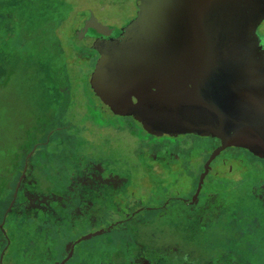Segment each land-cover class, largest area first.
<instances>
[{
    "label": "rangeland",
    "instance_id": "1",
    "mask_svg": "<svg viewBox=\"0 0 264 264\" xmlns=\"http://www.w3.org/2000/svg\"><path fill=\"white\" fill-rule=\"evenodd\" d=\"M84 10L119 28L136 15L137 4L0 0V264H61L78 239L162 200L169 201L164 210L145 209L144 220L80 241L66 264H264V256H255L260 252L251 255L261 251L252 235L264 222V192L248 194L263 175L264 160L230 146L209 163L219 139L156 134L138 119L112 112L116 104L100 98L90 80L98 54L73 49L75 37L99 30ZM72 68L77 81L70 86ZM63 86L72 88L68 98L78 106L65 114L43 103L61 99ZM44 123L47 132L52 129L49 141L33 147ZM136 129L140 138L168 143L166 159L134 151L130 135ZM22 146L23 152L29 147L27 161ZM167 160L177 169L161 164L166 171H152ZM23 162L27 184L15 204L20 181L14 196L12 186ZM182 236L193 241L178 247ZM213 249L226 256L212 259ZM191 253H197L194 262Z\"/></svg>",
    "mask_w": 264,
    "mask_h": 264
},
{
    "label": "water",
    "instance_id": "2",
    "mask_svg": "<svg viewBox=\"0 0 264 264\" xmlns=\"http://www.w3.org/2000/svg\"><path fill=\"white\" fill-rule=\"evenodd\" d=\"M136 4L119 28L104 31L110 26L93 16L99 30L82 38L98 54L90 74L95 93L153 133L219 139L209 163L230 146L264 159V0ZM114 226L78 239L61 264L80 241Z\"/></svg>",
    "mask_w": 264,
    "mask_h": 264
},
{
    "label": "flooded vegetation",
    "instance_id": "3",
    "mask_svg": "<svg viewBox=\"0 0 264 264\" xmlns=\"http://www.w3.org/2000/svg\"><path fill=\"white\" fill-rule=\"evenodd\" d=\"M137 10H138V7H137ZM109 26H111V25H109ZM112 26H115V25H112ZM260 31L262 32V33H264V21L262 22V24L260 25ZM262 29V30H261ZM83 38V37H82ZM132 118V117H131ZM133 131V132H132ZM131 131V133H133V135L131 136L130 135V137L132 138L131 140H132V142L134 143L133 145H136V144H139V143H143V146H144V149H142L141 151H139V153H141V154H143L144 155V157H146V158H148L149 160H155L154 158H157V157H162V158H165L166 156H167V152H165L163 149H166V146L168 145V143H164L162 140H157L156 139V137H151V139H149V137L147 138V139H145L144 137H142V138H140L139 136H136L135 135V131L137 132V130H132ZM44 135V132L42 131H40L39 133H38V137L39 136H43ZM186 135V134H185ZM167 136H170V135H167ZM178 136H180V135H178ZM172 137H174V136H172ZM217 139V138H216ZM219 142H220V140H219ZM24 147H27V146H22V148H21V151L23 152V148ZM29 148V147H28ZM28 148H26V149H24V152L25 153H27V155L28 154H30V150L28 149ZM244 149V148H243ZM162 150V151H161ZM247 150V149H246ZM155 151V152H154ZM248 152H250L249 150H247ZM253 156H256V155H254L252 152H250ZM138 154V153H137ZM43 155V154H42ZM31 156H32V154L30 155V158H31ZM256 157H258V156H256ZM29 158V159H30ZM259 158V157H258ZM166 159V158H165ZM25 160L27 161L28 160V158H27V156H26V158H25ZM264 160V159H263ZM26 161H24V162H26ZM13 163V162H12ZM156 164V166H153L152 168H153V170L152 171H156L157 173H160V172H164V171H166V170H164V168H162L161 166H163V165H165V167H169L171 170L172 169H177V167H178V165H177V163L176 162H174L173 160H167V161H165V162H158V163H155ZM161 164H163V165H161ZM19 165V164H18ZM204 170H206V168H204ZM25 171V175L22 177V179H21V182H20V184H19V188H18V196H17V198H16V200H15V204H17V203H19L20 202V194H21V192L23 191V189L25 188V186H26V184H27V182H26V175H27V171H26V168L25 167H23L22 168V171H21V174L19 175V174H17V179H16V181L13 183V186H12V192H14V190H15V187H16V184L20 181V179H19V177L22 175V173ZM262 174L264 175V172H262ZM262 175V176H263ZM146 178H148V174L147 175H145V179ZM262 187H264V186H262ZM259 191V190H258ZM261 192H264V190L263 189H261ZM13 194V193H12ZM11 194V195H12ZM10 195V196H11ZM256 195L257 194H255L254 195V197H256ZM260 197H261V195L260 194H258ZM259 198V197H258ZM168 200H162V201H160V202H158V203H156V204H151V205H148V206H143V207H141L138 211H136V212H126V214L125 215H120V218H118L117 220H115V222L113 223V224H115V226L112 228V230L111 231H108V232H112L114 229H117V228H121L122 226H126L129 222H133V221H138V220H144V218L143 217H141L140 215H143V210H145V209H148V208H156V209H161V210H164V208H167V204H168ZM145 221H149V219H146ZM243 222V221H242ZM112 224V225H113ZM264 223H259V225L258 226H260V229H259V231L260 232H258V233H253V235L252 236H254V238L258 241V244H260V246H259V248L261 249V251H259L258 249H252L251 250V255H252V257H253V254H255L256 252H260V253H256L255 254V256H256V258H259L260 256H264ZM256 230V229H255ZM115 231V230H114ZM108 232H105V233H108ZM103 234V233H102ZM109 238H111V237H109ZM193 241V238L192 237H183L182 236V238H179V241L177 242V244H176V246H178V247H181L182 246V242L183 243H191ZM79 244V243H78ZM78 244L76 245V247H75V250H74V254L76 253V251H77V246H78ZM258 248V247H257ZM256 250V251H255ZM215 251V249H213V252ZM122 251H121V249H119V253H121ZM263 252V253H262ZM198 253V252H197ZM197 253H191L188 257L191 259V262H194V258H195V256L194 255H196ZM74 254H73V256H74ZM257 254H259V255H257ZM225 254H223V251H222V249H221V251H219V253H218V251H216V252H214V253H211V256H212V259H214V260H218V259H222V258H224L225 256H224ZM72 256V257H73ZM71 257V258H72ZM70 258V259H71ZM188 258V259H189ZM261 258V257H260ZM69 259V260H70Z\"/></svg>",
    "mask_w": 264,
    "mask_h": 264
},
{
    "label": "trees",
    "instance_id": "4",
    "mask_svg": "<svg viewBox=\"0 0 264 264\" xmlns=\"http://www.w3.org/2000/svg\"><path fill=\"white\" fill-rule=\"evenodd\" d=\"M84 11L88 12V14H87L88 15V18H92L93 17L91 11H87V10H84ZM82 37L83 36H81V38L80 37H75L76 40H78V41H74L73 49H74V52H82L84 54V53H88V51H89L90 48L87 47V46H85L83 44ZM92 51H94V50H92ZM94 52L97 53L96 51H94ZM74 71L75 70L72 68L71 69V73H67L66 74L67 81L70 83V86L72 85V83H76V81H77L76 74H75ZM70 86L69 87L68 86L58 87L57 93H58V96L61 97V99L60 98H56L54 101H48V102L44 101L43 103L45 104V106H48L50 108V109L49 108L48 109L51 110V111H54L55 108H57V110H59L61 114H65V113L69 112L70 109L71 110L74 109V111L77 110L78 109V106H76L75 108H73V106L76 105V102L75 103H72V101L70 102V100L68 98V96H72V94H74L73 91H72V88ZM43 103H41V105H43ZM47 103H48V105H47ZM46 110H47V108H46ZM51 111L49 113L50 115L53 113V112L51 113ZM78 112L81 113L82 111H78ZM88 113L90 115L91 114H94V112H93V110H91V108L88 109ZM46 125H47V123H44V127H43V129H44V131H43L44 132V135L43 136H40V137H38V135H37V139L32 143V146L33 147H35L36 145H39V144H41V145L42 144H46L49 141L48 134L51 132L52 129H50L47 132V130H46V127L47 126ZM62 128H66V126H64ZM41 132H42V130H41ZM37 134H38V132H37ZM161 135H163V134H161ZM133 146H135V149H133L134 151L136 150V151L139 152L142 149H144L143 143H139V144H136V145H133ZM27 153L22 152V158L23 159L26 158ZM23 167H26V165H24V162L21 165H19V169H18V174L19 175L21 174V171H22V168ZM20 177H19V179H20ZM20 182H21V179H20ZM262 186H264V175L263 176L262 175L261 176H258L255 180H253V182L251 183V186H250V189L251 190H250V192L248 194L250 196L252 195L254 197V195L257 194L256 191H258L259 189H263L264 190V187H262ZM14 192H15V190H14ZM13 196H14V194H13Z\"/></svg>",
    "mask_w": 264,
    "mask_h": 264
}]
</instances>
